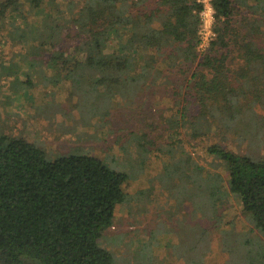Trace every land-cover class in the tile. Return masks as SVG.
I'll list each match as a JSON object with an SVG mask.
<instances>
[{"label":"trees","instance_id":"obj_1","mask_svg":"<svg viewBox=\"0 0 264 264\" xmlns=\"http://www.w3.org/2000/svg\"><path fill=\"white\" fill-rule=\"evenodd\" d=\"M212 5L216 36L201 56L199 0H0V65L20 58L28 69L50 66L46 80L69 81L74 105L92 104L102 118L113 103L131 102L196 64L185 94L195 113L183 104L169 122L173 136L186 134L201 152L194 157L183 138L174 140L171 160L153 181L174 201L168 213L178 215L177 247L195 256L184 254L189 264L204 263L211 240L196 219L221 225L231 195L264 234V154L257 149L264 113L255 108L264 110V0ZM251 143L255 150H240ZM129 179L100 156L50 159L33 140L0 135V264H115L99 240L118 206L132 202Z\"/></svg>","mask_w":264,"mask_h":264},{"label":"rangeland","instance_id":"obj_2","mask_svg":"<svg viewBox=\"0 0 264 264\" xmlns=\"http://www.w3.org/2000/svg\"><path fill=\"white\" fill-rule=\"evenodd\" d=\"M210 18V13L205 14L208 26ZM214 23L215 17L213 27ZM209 45L199 49L201 56ZM19 59L16 61L23 66L22 71L11 58H3L5 68L0 65V135L33 140L50 159L70 153L97 155L111 168L130 176L126 191L132 195V202L118 206L114 224L99 240L101 246L114 253L115 264H189L184 254L195 256L177 247L181 243L174 223L178 215L168 213L172 212L174 201L161 185L153 186V181L171 160L174 140L183 138L194 157L201 152L200 144L195 146V140L186 134L173 136L169 122L183 104L190 105L195 113L193 98L186 102L185 94L192 92L188 79L196 64L175 71L169 84H153L142 90L131 102L113 103L102 118L92 114V104L74 105L69 81L54 84L49 78L46 80L54 73L50 66L28 69L32 64ZM24 70L29 71L26 74ZM28 75L32 83L27 85L23 81ZM84 87L76 92L88 89V85ZM255 108L264 113L260 104ZM251 144H244L240 150H255L257 143ZM228 146L239 148L236 143ZM257 149L264 154V141L259 142ZM220 210L221 225L203 217L196 219L211 233L203 264H264V234L243 213L240 201L231 195ZM153 228L157 229L155 234ZM223 228L232 234L227 236Z\"/></svg>","mask_w":264,"mask_h":264},{"label":"built area","instance_id":"obj_3","mask_svg":"<svg viewBox=\"0 0 264 264\" xmlns=\"http://www.w3.org/2000/svg\"><path fill=\"white\" fill-rule=\"evenodd\" d=\"M204 4V9L202 11V19H203V24L200 30V34H201V42L199 45V49L201 47H204L206 45H209L211 43V41L214 39V37L216 36V32L214 30L213 25V19L215 17V10L213 8L212 5V0H199ZM205 1H208L205 2ZM211 14L212 18L209 19V26L206 23V19H205V14Z\"/></svg>","mask_w":264,"mask_h":264}]
</instances>
